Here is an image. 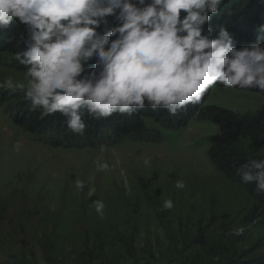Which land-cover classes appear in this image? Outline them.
Returning <instances> with one entry per match:
<instances>
[{"label":"rangeland","instance_id":"374dc122","mask_svg":"<svg viewBox=\"0 0 264 264\" xmlns=\"http://www.w3.org/2000/svg\"><path fill=\"white\" fill-rule=\"evenodd\" d=\"M261 26L264 16L255 15L242 47L264 36ZM26 71L6 54L0 83L10 77L26 86ZM0 91V264H126L133 253L142 264H182L194 255L203 264H264V215L248 221L253 198L212 159L211 137L222 130L208 109L253 116L264 111V92L216 83L203 103L175 116L146 107L145 131L119 137L106 123L92 134L89 115L83 135L65 123L32 132L14 121L24 89ZM240 146L264 155V136ZM166 200L171 209H163Z\"/></svg>","mask_w":264,"mask_h":264},{"label":"clouds","instance_id":"9594fccd","mask_svg":"<svg viewBox=\"0 0 264 264\" xmlns=\"http://www.w3.org/2000/svg\"><path fill=\"white\" fill-rule=\"evenodd\" d=\"M222 3L0 0V30L14 19L27 26L25 49L15 56L26 66L27 85L9 77L0 88L24 89L29 110H39L40 119L59 112L67 129L80 135L85 111L94 119L130 116L146 107L175 116L200 104L217 82L264 92V36L238 49L227 29L212 38V29L206 28ZM258 6L261 14L254 15L264 16V5ZM109 18L116 22L111 29ZM237 175L264 193V159L249 160ZM175 186L183 188L184 182ZM77 187L83 188V182L77 181ZM92 203L102 215L104 203ZM162 207L171 209L173 202L166 200ZM243 232L241 227L235 235Z\"/></svg>","mask_w":264,"mask_h":264},{"label":"trees","instance_id":"16d2710c","mask_svg":"<svg viewBox=\"0 0 264 264\" xmlns=\"http://www.w3.org/2000/svg\"><path fill=\"white\" fill-rule=\"evenodd\" d=\"M264 5V0H223L220 6V10L217 14L212 15L211 20L207 23L206 28L212 29V38H215L220 28L227 29L232 37L239 38L240 48L248 38L246 30L250 26V21L254 18L255 12H259L258 5ZM249 8L251 12H245ZM108 29L115 26V21L109 18ZM104 30V26H101L100 31ZM27 34V26L18 22L14 19L8 28L0 30V62L4 59L5 55L12 56L15 58L16 53L25 49V39ZM258 37L261 36H257ZM115 38V37H114ZM113 38V39H114ZM255 38L254 34L250 35V41ZM15 63L22 70H27L26 66L21 65L15 58ZM90 63H94V60ZM219 83V82H217ZM219 85H221L219 83ZM210 89V88H209ZM258 90V89H256ZM209 90L205 93L202 101L208 96ZM0 91V96L4 93ZM17 100H21L23 105V113L16 115L14 121L22 127L27 128L30 131H37L43 126L54 127L55 125H63L65 123V117L57 112L54 115L45 117L44 119L39 118V110H29L28 102L25 96H20ZM212 115V120L220 125L221 134L211 137L212 149L211 157L216 162L222 172H224L233 181L242 184L246 187L249 195L254 200L252 209L246 215L248 221L253 222L257 220L261 215H264V193L256 190L255 183H243L239 175H237V169L252 159H264V155L250 154L245 151L240 145L246 138L252 139L256 144L263 143L264 136V111L258 112L256 115L239 116L235 112L226 108H218L216 106L209 107ZM163 113H166L164 110ZM191 112V110L189 109ZM183 112L182 110L179 113ZM150 114V113H149ZM88 115L85 111L84 116ZM145 117H149L148 114L143 110H138L132 115H122L114 113L108 118L101 120L93 119L91 124V133L98 135L104 123L110 125L116 135H131L133 131L141 129L145 131L146 124L144 121ZM151 117V116H150ZM137 134V133H135ZM90 135V134H89ZM95 136V137H96ZM95 137H90L94 140ZM92 144V143H91ZM255 223V222H254ZM253 224L254 229H258L259 226ZM106 257V250H103ZM203 264V258L200 255H194L190 257V260L185 259L182 264ZM237 263V258L232 260V264ZM23 264H29L28 261H24ZM31 264V263H30ZM90 264H98L97 260L90 262ZM126 264H142L138 259L136 253H133L131 257L126 259ZM156 264V263H153Z\"/></svg>","mask_w":264,"mask_h":264}]
</instances>
